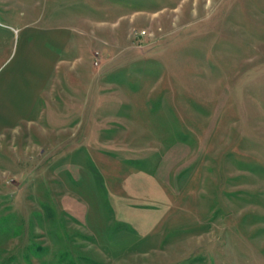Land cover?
<instances>
[{"label": "rangeland", "instance_id": "1", "mask_svg": "<svg viewBox=\"0 0 264 264\" xmlns=\"http://www.w3.org/2000/svg\"><path fill=\"white\" fill-rule=\"evenodd\" d=\"M49 11L94 29L0 113V264H264V0H0V60Z\"/></svg>", "mask_w": 264, "mask_h": 264}, {"label": "crops", "instance_id": "2", "mask_svg": "<svg viewBox=\"0 0 264 264\" xmlns=\"http://www.w3.org/2000/svg\"><path fill=\"white\" fill-rule=\"evenodd\" d=\"M56 13L49 11L41 22L21 21L6 31L7 41L15 39L16 44L12 57L0 60V113H26L35 99L52 97L47 87L61 73L68 76L75 71L73 61L81 59L87 42L78 35L94 29L93 24L86 17Z\"/></svg>", "mask_w": 264, "mask_h": 264}, {"label": "built area", "instance_id": "3", "mask_svg": "<svg viewBox=\"0 0 264 264\" xmlns=\"http://www.w3.org/2000/svg\"><path fill=\"white\" fill-rule=\"evenodd\" d=\"M141 33H143V31H141Z\"/></svg>", "mask_w": 264, "mask_h": 264}]
</instances>
